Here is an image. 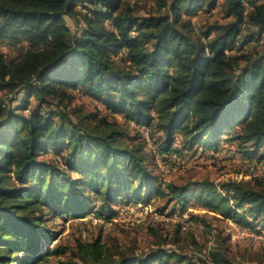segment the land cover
I'll return each instance as SVG.
<instances>
[{
  "label": "trees",
  "instance_id": "16d2710c",
  "mask_svg": "<svg viewBox=\"0 0 264 264\" xmlns=\"http://www.w3.org/2000/svg\"><path fill=\"white\" fill-rule=\"evenodd\" d=\"M260 1L222 0L226 23L208 24L193 38L187 16L211 14L218 0H170L164 13L145 18L124 8L122 0H0V45L24 48L16 59L0 54V92L36 100V110L24 115L6 109L0 98V264H37L67 251L79 263L65 264H193L162 248L115 258L99 238L46 249L59 236L44 227L46 210L75 219L95 213L108 221L120 193L130 192L135 205L158 192L145 164L144 141L125 142L116 122L93 117L86 124L83 116L74 122L59 104H70L66 90L94 95L106 111L159 133L160 157L198 145L216 150L226 132L240 127L233 135L240 153L255 156L262 167L264 56L243 52L253 36L264 42ZM67 17L83 25L75 35ZM249 27L252 36L242 35ZM42 106L51 111L43 114ZM49 150L61 157L40 160ZM258 184L205 180L199 195L171 182L164 187L183 211L194 197L223 219L255 230L257 224L264 228V187ZM211 261L229 263L218 254Z\"/></svg>",
  "mask_w": 264,
  "mask_h": 264
},
{
  "label": "rangeland",
  "instance_id": "374dc122",
  "mask_svg": "<svg viewBox=\"0 0 264 264\" xmlns=\"http://www.w3.org/2000/svg\"><path fill=\"white\" fill-rule=\"evenodd\" d=\"M169 1L122 0L124 8L130 9L135 16L144 18L149 14L164 13ZM218 1L211 14L204 15L198 11L187 16L194 25L192 31L190 30L193 38H197L208 24L226 23V20L222 19V0ZM260 3L264 4V0ZM77 9L83 10L82 7ZM67 25L70 26L73 35L83 27L77 19L68 17ZM243 29L242 35L246 37L252 36L255 31L250 27L248 30ZM253 38L256 37L253 36ZM253 38V42L243 49L244 54L264 56V42L258 43ZM23 49L19 45H0V54L3 53L8 59H16ZM116 61L119 62L120 58L117 57ZM242 65L245 63L243 62ZM66 92L71 96L70 104L65 105V102H62L59 104V111L74 122H78V116L85 117L83 122L86 124L92 123L93 117L116 122L127 135L125 142H145L144 152L147 156L145 164L156 177L153 186L158 188V192H153L148 201L135 205L130 201V192L129 194L120 193V198L112 204L116 215L108 221L98 218L95 213L82 219H75L70 214L56 216L51 210H46L44 227L59 234L56 240L49 243L47 250L53 249L56 243L69 248L73 247L76 241L89 243L99 238L106 244L109 254L114 255L115 258L121 254L126 256L147 254L152 250L162 248L170 254L175 252L184 256L193 264H197L200 259H205L208 264H215L211 261L212 254L223 257L229 262L228 264H264V228L262 225L257 224L255 230L240 226L233 220L223 219L219 214L210 211L194 197L188 198L185 211H183L176 200L167 195L166 187H164L165 184L171 182L184 186L189 191H195L198 195L202 192L200 184L205 180L217 185L231 182V180L249 183L251 186L261 183L264 187V163L261 167L255 156L250 159L246 158L240 153L238 144L233 139V135L240 127L226 132L216 150L198 145L189 152H180L176 156L172 153L169 156L160 157L157 153V144L161 139L159 133L143 126H137L132 121L125 120L123 115H116L110 110L106 111V107L90 93L82 94L70 90ZM24 96L25 93L15 95L6 91L0 92V98L4 100L6 109L25 115L36 110V100L32 96L25 101ZM56 101V97L51 99L54 105L57 104ZM52 107L55 109L52 111L57 112V108ZM41 108L43 114L51 111L47 106ZM73 108L78 109V114L72 112ZM53 116V120L58 121L57 116L55 114ZM135 137L138 138L135 139ZM180 139V135L177 134L172 145L176 152L180 147ZM59 157L61 156L54 150H49L46 155L40 157V160L52 161ZM59 168L65 170L60 165ZM251 168L253 172L250 173ZM71 177L78 179L81 175L72 172ZM92 207L95 209L96 202H93ZM158 216H163L164 219H159ZM245 219L249 223L253 222L247 212ZM40 248L43 251V247ZM69 260L79 263L78 259L72 257L67 251L60 255H50L46 261H40L37 264H65ZM172 262L173 259L170 264ZM217 264L224 263L221 261Z\"/></svg>",
  "mask_w": 264,
  "mask_h": 264
},
{
  "label": "built area",
  "instance_id": "2783aa9c",
  "mask_svg": "<svg viewBox=\"0 0 264 264\" xmlns=\"http://www.w3.org/2000/svg\"><path fill=\"white\" fill-rule=\"evenodd\" d=\"M251 172H253V169H252V168H251V170H250V173H251ZM162 217H163V216H161V217L158 216L159 219H164V218H162ZM165 221L167 222V220H165Z\"/></svg>",
  "mask_w": 264,
  "mask_h": 264
}]
</instances>
